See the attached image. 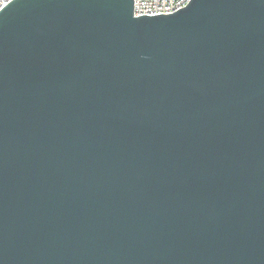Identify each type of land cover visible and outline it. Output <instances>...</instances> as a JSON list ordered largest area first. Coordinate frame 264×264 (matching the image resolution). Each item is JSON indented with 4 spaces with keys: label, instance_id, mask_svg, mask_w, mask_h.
Returning <instances> with one entry per match:
<instances>
[{
    "label": "water",
    "instance_id": "1",
    "mask_svg": "<svg viewBox=\"0 0 264 264\" xmlns=\"http://www.w3.org/2000/svg\"><path fill=\"white\" fill-rule=\"evenodd\" d=\"M0 264H264V0L8 3Z\"/></svg>",
    "mask_w": 264,
    "mask_h": 264
},
{
    "label": "built area",
    "instance_id": "2",
    "mask_svg": "<svg viewBox=\"0 0 264 264\" xmlns=\"http://www.w3.org/2000/svg\"><path fill=\"white\" fill-rule=\"evenodd\" d=\"M13 0H0V11ZM191 0H133L135 17L171 15L188 5Z\"/></svg>",
    "mask_w": 264,
    "mask_h": 264
}]
</instances>
